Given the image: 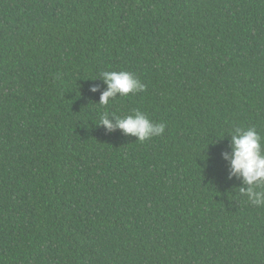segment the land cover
<instances>
[{
  "label": "trees",
  "instance_id": "16d2710c",
  "mask_svg": "<svg viewBox=\"0 0 264 264\" xmlns=\"http://www.w3.org/2000/svg\"><path fill=\"white\" fill-rule=\"evenodd\" d=\"M137 109L164 133L99 125ZM237 126L264 148V0H0V264H264Z\"/></svg>",
  "mask_w": 264,
  "mask_h": 264
},
{
  "label": "clouds",
  "instance_id": "9594fccd",
  "mask_svg": "<svg viewBox=\"0 0 264 264\" xmlns=\"http://www.w3.org/2000/svg\"><path fill=\"white\" fill-rule=\"evenodd\" d=\"M100 79L106 84V89L101 93L98 104L107 106L110 99L127 96L129 93L143 92L146 85L133 73L127 71H103ZM95 80V79H93ZM90 91L96 92L93 86ZM107 131L118 128L125 135L134 136L139 142H144L153 136L164 133V123H153L140 110L124 117L116 116L105 111L101 115L100 124ZM231 153H224V158L230 160L228 178L236 177L242 181L240 192L246 196L253 205H264V148L262 137L254 127H235L229 134ZM246 186V187H245Z\"/></svg>",
  "mask_w": 264,
  "mask_h": 264
}]
</instances>
